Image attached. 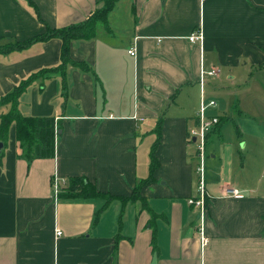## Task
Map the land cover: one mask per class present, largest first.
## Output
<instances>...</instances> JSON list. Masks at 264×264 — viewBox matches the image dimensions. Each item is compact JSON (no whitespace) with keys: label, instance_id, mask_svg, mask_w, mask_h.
I'll list each match as a JSON object with an SVG mask.
<instances>
[{"label":"crops","instance_id":"1","mask_svg":"<svg viewBox=\"0 0 264 264\" xmlns=\"http://www.w3.org/2000/svg\"><path fill=\"white\" fill-rule=\"evenodd\" d=\"M98 6L0 0V45L81 22ZM195 30L202 41L189 39ZM60 47L51 37L0 50V97L56 66ZM70 55L87 67L67 64L19 96L21 113L54 117L53 155L22 157L14 123L0 140V264H264V135L259 120L243 122V104L235 105L241 135L214 146L209 158L206 143L205 246L200 207L189 201L198 195L199 144L190 131L202 99H220L205 111L220 118L208 142L234 118L225 92H249L247 76L264 69V0H117L93 37L72 39ZM213 68L202 81L203 69ZM159 121V163L151 168ZM243 123L257 133L255 144ZM255 152L261 157L252 163ZM149 174L140 186L148 206L121 198ZM54 176L60 192L83 176L115 197H54ZM232 187L241 194L230 195Z\"/></svg>","mask_w":264,"mask_h":264},{"label":"trees","instance_id":"2","mask_svg":"<svg viewBox=\"0 0 264 264\" xmlns=\"http://www.w3.org/2000/svg\"><path fill=\"white\" fill-rule=\"evenodd\" d=\"M115 0H103L101 6L92 10L88 16L81 22L71 23L63 27H47L46 30L31 38L19 42H10L0 45V50H7L16 47H22L33 40H44L51 37H57L61 41L60 62L54 67H44L32 72L27 77L21 79L9 92L1 95L0 107L9 105L7 111L0 113V140L5 141L8 136V130L12 123L15 124V138L19 143L20 155L27 160L37 157L52 156L54 152L55 120L52 115L34 116L21 113L18 108L20 94L31 85L38 77L49 75L53 71H61L64 74L67 64H72L85 69L86 63L82 60H75L70 55V43L72 39H89L96 33V26L99 21L106 22L109 11L114 5ZM160 121L158 124V136L152 143L151 164L154 168L159 161L153 155V147L160 142ZM152 176L149 174L145 179L136 183L132 192L126 198L130 200H141L143 206H148L145 198L140 195V186ZM62 197H95L104 196L108 199L115 197L106 192L99 191L96 187L83 176H73L69 178L68 185L60 192ZM156 215V213H153Z\"/></svg>","mask_w":264,"mask_h":264},{"label":"rangeland","instance_id":"3","mask_svg":"<svg viewBox=\"0 0 264 264\" xmlns=\"http://www.w3.org/2000/svg\"><path fill=\"white\" fill-rule=\"evenodd\" d=\"M100 1L102 5L103 0H100ZM116 1L117 0H115V2ZM247 79H248V82H250L252 85V90L250 89V91L247 92L243 88H240L238 90V96L234 95L232 91L228 90L225 92V95L223 96V98H225L224 105H227L228 107L227 113H232L234 115L233 116L234 118L228 120L226 123H224V125L221 126L222 137H219L218 133L212 132V136L210 140L208 139V142H207V157L208 158H209L208 155L211 154L212 150L214 149V146L221 147L223 145V140L224 142H226V141H229L241 135V132H240L241 126L239 125L240 124L239 123L240 114L237 113V111L235 110L236 109L235 105H238V108L241 109V105L243 104V107L245 108V111L242 110L243 122L246 123L249 120H259L260 121L261 129H262L260 134L264 135V86L263 87L261 86V84H264V69L253 71L251 74L247 76ZM215 100L217 101L219 105L220 99L215 98ZM222 110H223L222 113L225 114L226 111L224 109ZM222 120L223 119H221V122ZM243 126L246 128V132H248V133H245V137H247L249 141L255 140L253 139L257 135V133H255V130L253 129L252 131H249L250 126L246 127L244 123H243ZM260 139L261 138H258L257 140H260ZM261 141H262L261 144L264 146V138H262ZM251 143L255 144L254 141H251ZM196 145L192 144V148L196 147ZM260 157L261 156L258 155L256 152L253 153V155L249 154V161L250 162L252 161V163H254L257 160L259 161Z\"/></svg>","mask_w":264,"mask_h":264},{"label":"built area","instance_id":"4","mask_svg":"<svg viewBox=\"0 0 264 264\" xmlns=\"http://www.w3.org/2000/svg\"><path fill=\"white\" fill-rule=\"evenodd\" d=\"M204 35L202 30H195L194 32L191 33L189 36V39L191 41H197L200 40L202 41ZM128 52L131 55H135L136 50H135V45H131L128 48ZM217 69L213 68L210 70H204L202 72V81H204V74H216ZM216 100L211 99L209 101H205L204 98L202 99L201 102V109H200V122L197 126L193 127L190 131L191 135L196 138V141L199 144V165H198V173H199V184H198V195L191 197L189 199L190 203H193L200 207L201 211V224H200V240L202 246H205L208 242V235L205 232L203 228V220L207 212V205H206V187H205V147L207 143V136L208 134L213 131L218 124L220 118L219 116L215 115L212 117H207L205 115L206 108L209 105H216ZM61 190V183L58 180L56 176L52 177V193L54 197H57L58 193ZM228 193L230 195H240L241 190L237 187H232L228 189ZM56 235H59L61 233V230L59 228L55 229Z\"/></svg>","mask_w":264,"mask_h":264},{"label":"water","instance_id":"5","mask_svg":"<svg viewBox=\"0 0 264 264\" xmlns=\"http://www.w3.org/2000/svg\"><path fill=\"white\" fill-rule=\"evenodd\" d=\"M1 144V143H0Z\"/></svg>","mask_w":264,"mask_h":264}]
</instances>
